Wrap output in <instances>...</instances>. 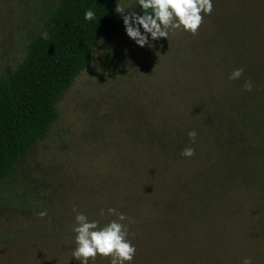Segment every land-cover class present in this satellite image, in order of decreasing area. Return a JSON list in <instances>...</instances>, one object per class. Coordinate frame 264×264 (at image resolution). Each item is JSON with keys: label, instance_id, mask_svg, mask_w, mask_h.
I'll return each mask as SVG.
<instances>
[{"label": "trees", "instance_id": "obj_1", "mask_svg": "<svg viewBox=\"0 0 264 264\" xmlns=\"http://www.w3.org/2000/svg\"><path fill=\"white\" fill-rule=\"evenodd\" d=\"M117 3L59 0L47 12L43 30L28 42L22 61L0 77V181L47 138L59 117L58 102L94 61L99 39L121 31L114 16ZM213 5L199 32H185L179 47L169 51L168 79L140 97L145 106L135 109L105 174H97L89 191L91 202L83 211L89 220L103 226L115 219L108 208L127 216L128 239L136 247L131 264L236 260L232 241L220 238L219 214L226 205L215 200L222 195L216 187L247 184L262 154L264 0H213ZM88 9L95 12L94 20L84 19ZM44 31L48 39L42 38ZM237 68L242 76L230 79ZM190 131L197 133L194 141ZM186 147L194 149L192 157L181 155ZM64 222L57 234L68 242L52 248L51 262L40 256L35 264H80L72 258L75 223L63 229ZM89 264H110V258L98 256Z\"/></svg>", "mask_w": 264, "mask_h": 264}, {"label": "rangeland", "instance_id": "obj_2", "mask_svg": "<svg viewBox=\"0 0 264 264\" xmlns=\"http://www.w3.org/2000/svg\"><path fill=\"white\" fill-rule=\"evenodd\" d=\"M58 2L0 0V77L22 61L28 42L43 30L47 12ZM118 3L142 13L137 0ZM114 16L121 31L99 39L94 61L58 102L59 117L47 138L0 181V264H35L40 256L51 262L52 248L66 240L57 234L59 222L65 221L67 229L75 223L73 208L83 213L90 205L97 174H105L125 125L140 104L145 106L141 96L168 79L164 70L169 51L179 47L185 32L139 47L126 35L120 14L115 11ZM260 153L247 184L231 181L216 187L222 195L215 200L226 205L219 214L220 238L232 241L234 264H243L245 258L264 264V145ZM41 211L47 212L43 218Z\"/></svg>", "mask_w": 264, "mask_h": 264}, {"label": "clouds", "instance_id": "obj_3", "mask_svg": "<svg viewBox=\"0 0 264 264\" xmlns=\"http://www.w3.org/2000/svg\"><path fill=\"white\" fill-rule=\"evenodd\" d=\"M143 14L129 10L126 6L117 3L115 11L120 14L126 35L139 47H152L153 41L167 38L169 34L177 31L189 32L196 35L204 22V17L213 12V0H137ZM128 9V11H126ZM95 12L88 9L84 13L85 20H94ZM141 28L143 31H141ZM42 38L48 39L47 31L41 33ZM243 69H234L230 79H239ZM246 90L251 91V81L244 84ZM197 133L190 131L188 136L194 141ZM182 156L192 157L194 149L186 147ZM73 231L75 235V247L72 258L80 264H89L98 256L110 258V264H131L136 255V247L128 239V225L124 223L128 218L115 208H108L107 213L115 216L103 226L97 220H89L82 212L77 211ZM41 218L47 215L46 211L38 214ZM101 215L104 210L101 209ZM243 264H252L245 258Z\"/></svg>", "mask_w": 264, "mask_h": 264}]
</instances>
